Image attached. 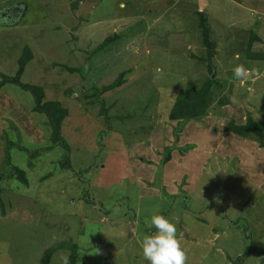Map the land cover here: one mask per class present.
I'll list each match as a JSON object with an SVG mask.
<instances>
[{
	"label": "rangeland",
	"instance_id": "obj_1",
	"mask_svg": "<svg viewBox=\"0 0 264 264\" xmlns=\"http://www.w3.org/2000/svg\"><path fill=\"white\" fill-rule=\"evenodd\" d=\"M236 64L264 71V0H0V264H148L156 213L187 264H264L263 139L227 130L264 121V79ZM17 74L67 111V148ZM208 77L223 102L170 119Z\"/></svg>",
	"mask_w": 264,
	"mask_h": 264
},
{
	"label": "trees",
	"instance_id": "obj_2",
	"mask_svg": "<svg viewBox=\"0 0 264 264\" xmlns=\"http://www.w3.org/2000/svg\"><path fill=\"white\" fill-rule=\"evenodd\" d=\"M23 63L21 62V70L23 68ZM3 78V82L15 83L17 85H20L23 89L29 90L32 93L35 101L34 110L39 113H43L46 116L47 125L51 129L52 144L50 147H53L58 144L67 148V145L62 140L60 134V126L62 120L67 114V111L58 102H42V89L40 87L33 86L30 84L20 83L18 74L14 77ZM215 83L216 81L214 79L208 77L207 81L202 84L201 87L195 88L194 85L189 84L187 88L179 89L180 92L177 94L175 101L170 109L169 118L172 120L186 122H190L193 120L197 121L198 119L203 118L209 111H211V106L214 103L221 104L223 102V100L218 99V92L213 88V84ZM109 86H111V84H109ZM101 112L104 113L103 110H101ZM105 121L109 123V119L107 117H105ZM110 127L111 126L109 123V128ZM227 130L233 132L238 136L246 138L254 136L258 140L263 139V141L260 142V145L264 147V135L261 134L262 132H264V121H257L253 120V118L251 117H247L244 123H229ZM11 169L12 170L9 175L14 176L16 172L18 173L17 167L12 166Z\"/></svg>",
	"mask_w": 264,
	"mask_h": 264
},
{
	"label": "clouds",
	"instance_id": "obj_3",
	"mask_svg": "<svg viewBox=\"0 0 264 264\" xmlns=\"http://www.w3.org/2000/svg\"><path fill=\"white\" fill-rule=\"evenodd\" d=\"M120 7L124 8L126 5L121 3ZM146 54H149L147 50ZM235 59H239L238 54ZM163 71L161 67L154 69V81L162 78ZM231 71L232 79L239 81L241 84H255L257 81L264 79V71L255 66L249 68L244 64H236ZM229 99L232 103L237 102L235 97ZM144 223L147 232L137 242L142 256L148 264H187V252L182 246V236L178 233L175 223L159 213L153 214L150 220H145ZM89 254L99 255L102 253L97 248L95 252ZM70 256L71 253L62 254L60 257L61 264H69Z\"/></svg>",
	"mask_w": 264,
	"mask_h": 264
},
{
	"label": "water",
	"instance_id": "obj_4",
	"mask_svg": "<svg viewBox=\"0 0 264 264\" xmlns=\"http://www.w3.org/2000/svg\"><path fill=\"white\" fill-rule=\"evenodd\" d=\"M208 0H198V8L199 10H203V8L206 6Z\"/></svg>",
	"mask_w": 264,
	"mask_h": 264
}]
</instances>
